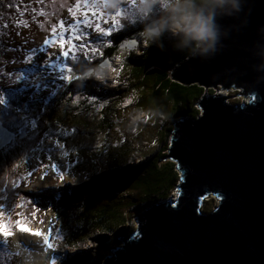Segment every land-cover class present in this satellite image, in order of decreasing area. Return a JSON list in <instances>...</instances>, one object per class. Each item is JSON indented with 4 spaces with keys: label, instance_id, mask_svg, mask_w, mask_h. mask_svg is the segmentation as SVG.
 Instances as JSON below:
<instances>
[{
    "label": "water",
    "instance_id": "water-1",
    "mask_svg": "<svg viewBox=\"0 0 264 264\" xmlns=\"http://www.w3.org/2000/svg\"><path fill=\"white\" fill-rule=\"evenodd\" d=\"M218 23L216 53L187 56L171 71L206 89L198 116L173 122L166 158L177 162V193L149 203L105 264H264V0H241V10ZM137 44L124 39L119 47ZM218 88L244 98L231 103ZM23 135L0 119V150ZM210 197L217 203L205 211Z\"/></svg>",
    "mask_w": 264,
    "mask_h": 264
},
{
    "label": "rangeland",
    "instance_id": "rangeland-1",
    "mask_svg": "<svg viewBox=\"0 0 264 264\" xmlns=\"http://www.w3.org/2000/svg\"><path fill=\"white\" fill-rule=\"evenodd\" d=\"M121 8L128 10V21L123 16H116ZM85 11L89 13L88 16L84 15ZM161 13H164L163 10L157 6L151 14L144 15L138 9L137 0H0V100L3 101L0 103V119L15 133H24L23 137H14L0 150V224H6L12 233L8 237L0 235V264H17L22 251L35 253L38 247L45 248L42 245L45 236L56 248L52 251L51 264L53 261L55 264H105L110 249L121 244L123 235L107 232L97 234V239H90L94 241L92 244L78 242L76 249L64 243L67 232L58 212L66 201L76 203L77 197H70V191L86 185L92 174L88 170L74 172L68 168L64 155L56 158L62 143L55 142L53 136H49L55 131L46 122V112L49 103L69 82L63 79V76L69 75L67 68L77 61L89 62L101 58L99 50L103 44H108L110 35L97 31V23L105 31L112 28L113 33L122 28L117 27V21L123 27L137 26L151 16L161 17ZM86 21L91 22L90 26ZM73 34L81 39L74 42L77 47L65 57L63 50L53 41L60 35L71 39ZM140 34L143 38V33ZM165 34L174 38L170 32ZM81 44L85 45L84 49L79 47ZM115 68H107V78H104L107 82L100 80L103 88L113 87L110 84L114 83ZM60 82L64 84L56 90V84ZM216 92L224 93L231 103L244 98L238 94V90L218 88ZM127 111L123 112L122 119L127 116L130 119L131 116L130 123L140 117L142 121L137 127L140 152H136L128 164H124L135 168L146 160V154H154L164 148L160 137L163 129L172 123L160 114L145 119L144 114L130 115ZM119 131L117 127L114 128V132ZM79 133L82 134L81 148L86 145L85 148L93 153L97 145L105 143L102 133L92 135L85 129ZM106 133L111 135L110 131ZM168 138L167 135L165 143ZM75 155L73 152V157ZM99 158L101 166L105 167L107 157ZM41 164L48 167H41ZM52 165H56V168ZM136 192L139 193L134 189L114 192L105 195L103 200L124 195L127 204L134 203ZM176 193L174 187L169 196ZM216 203L215 198L210 197L203 208L210 211ZM146 206L134 205L128 209L130 221L126 224V234L137 227L136 218ZM19 224L42 235L37 237L31 232H22L17 227ZM15 242H18V247H15Z\"/></svg>",
    "mask_w": 264,
    "mask_h": 264
},
{
    "label": "trees",
    "instance_id": "trees-1",
    "mask_svg": "<svg viewBox=\"0 0 264 264\" xmlns=\"http://www.w3.org/2000/svg\"><path fill=\"white\" fill-rule=\"evenodd\" d=\"M151 19H154L153 16L137 26H125L113 32L107 40L108 44H103L99 50L101 58L73 63L69 73L73 80L66 83L64 90L49 103L46 122L55 131L49 136L62 143L56 158L67 153L64 156L67 157L68 168L74 172L88 170L92 174L86 185L70 191V197H77L76 203L66 201L58 212L67 232L64 243L72 249H76L75 245L88 236L97 239V234L101 232L124 236L128 229L126 224L130 221L128 209L168 197L179 181L177 162L166 158L169 138L167 143L164 140L167 135L170 137L175 120L198 116V100L206 89L198 82L185 84L171 78V71L188 56L187 49L176 48L178 38L164 32L158 39L149 41L147 47L137 54L142 39L140 33ZM124 39H136L139 46L136 50L120 48L119 43ZM114 58L120 60L118 78L127 83L126 86L105 89L97 80L98 76H105L106 73L101 62ZM63 84L57 83L56 90ZM208 92L215 90L209 88ZM128 97L132 98V102L126 106L124 98ZM126 110L130 115L144 114L145 119L160 114L172 123L162 128L160 138L164 148L157 153L146 154V160L135 168L124 164L140 152L137 127L142 121L141 117L134 123L129 122L131 116L130 119L128 116L122 119ZM115 127L120 129L118 133L114 132ZM83 129L92 135L102 133L105 136V143L97 145L94 153L85 148L86 145L81 148L83 142L79 131ZM109 131L111 135L106 133ZM73 152L77 156L73 157ZM101 156L107 157L105 167L101 166ZM131 189L139 192L134 196V203L127 204L124 195L103 200L107 194Z\"/></svg>",
    "mask_w": 264,
    "mask_h": 264
},
{
    "label": "clouds",
    "instance_id": "clouds-1",
    "mask_svg": "<svg viewBox=\"0 0 264 264\" xmlns=\"http://www.w3.org/2000/svg\"><path fill=\"white\" fill-rule=\"evenodd\" d=\"M137 6L146 16L157 6L164 12L144 28L146 39L151 42L170 32L178 37L177 49H187L189 58H197L216 53L222 38L218 21L239 12L241 0H137Z\"/></svg>",
    "mask_w": 264,
    "mask_h": 264
},
{
    "label": "snow or ice",
    "instance_id": "snow-or-ice-1",
    "mask_svg": "<svg viewBox=\"0 0 264 264\" xmlns=\"http://www.w3.org/2000/svg\"><path fill=\"white\" fill-rule=\"evenodd\" d=\"M84 15L85 16H88L89 13L87 11H85ZM116 16L117 17L123 16V18L125 20H127V21L129 20V12L125 8H121V10L116 13ZM86 23L89 24V26L91 24L90 21H86ZM123 26L124 25L119 24L118 21H117V27L118 28L123 27ZM61 28H63V24L61 25ZM96 30L99 31V32H102L104 35H111V33H112V28H109V29H107L105 31L103 28L100 27V24L99 23L96 24ZM80 39H81V37L78 36V35H75V34H73L71 36V39L67 38L66 35H60V36H58V38L56 40L53 41V43L54 44H58L59 45V49L60 50H63V55L65 57H67L69 55L70 50L75 49L77 47V45L74 42L75 41H78ZM132 43L135 44L136 41H132ZM79 47L81 49H84L85 48V45L81 44V45H79ZM92 51L95 52L96 49H92ZM62 70L64 71V69H62ZM66 71L70 73V72H72V69L71 68H67ZM63 79L68 80V81H71V80H73V77L71 75H68V76H63ZM90 99L91 100H95L94 97H90ZM0 103H3V101L0 100ZM64 155H67V153H64ZM69 163H71V162H69ZM40 166L41 167H48V165H44V164H41ZM52 167L53 168H56V165H52ZM60 178L63 180V178H64L63 174H61V177ZM17 227H19V229L22 232H31L33 236L39 237V236L42 235L38 231L37 232H33L32 229H30L29 227H27L24 224H19V225H17ZM11 234L12 233L8 230V226L6 224H0V235H2L4 237H8ZM42 245L45 246V251H48V250L55 251L56 250L55 245L46 236L42 240ZM16 255H19V253H16ZM52 264H55V262L53 261Z\"/></svg>",
    "mask_w": 264,
    "mask_h": 264
},
{
    "label": "bare ground",
    "instance_id": "bare-ground-1",
    "mask_svg": "<svg viewBox=\"0 0 264 264\" xmlns=\"http://www.w3.org/2000/svg\"><path fill=\"white\" fill-rule=\"evenodd\" d=\"M16 246H19L18 242H15V247ZM21 253L20 261H18L17 264H51L49 261L53 259L52 257L54 254L51 250L45 251L44 247H38V250L35 253H29L27 250H24Z\"/></svg>",
    "mask_w": 264,
    "mask_h": 264
},
{
    "label": "built area",
    "instance_id": "built-area-1",
    "mask_svg": "<svg viewBox=\"0 0 264 264\" xmlns=\"http://www.w3.org/2000/svg\"><path fill=\"white\" fill-rule=\"evenodd\" d=\"M148 42H149V40L148 39H146V38H142L141 39V42H140V48L139 49H137V54H140L141 53V49H144V48H146L147 47V44H148ZM112 61V63H111V66L110 67H107V66H105V68H104V70L105 71H107V68H110V69H114V67H116L115 68V70H116V73H115V76H114V78H113V84H110V83H108V84H110V86H113L112 88H116L117 86H119V85H123V86H126V81H124V80H120L119 78H118V67H119V65H120V60H119V58H114L113 60H111ZM104 78H107V76L105 75V76H98L97 77V80H98V82L100 83V80H103L104 82H107V80H105ZM101 84V83H100ZM102 85V84H101ZM103 86V85H102ZM112 88H109V89H112ZM125 100H124V105H128V104H130L131 102H132V98H124ZM126 103V104H125Z\"/></svg>",
    "mask_w": 264,
    "mask_h": 264
}]
</instances>
